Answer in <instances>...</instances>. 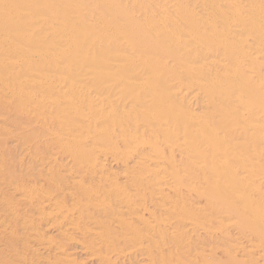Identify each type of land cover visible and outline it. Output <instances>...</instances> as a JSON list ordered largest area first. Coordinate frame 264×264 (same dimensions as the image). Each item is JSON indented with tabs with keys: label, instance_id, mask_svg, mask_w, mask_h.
Returning a JSON list of instances; mask_svg holds the SVG:
<instances>
[{
	"label": "bare ground",
	"instance_id": "6f19581e",
	"mask_svg": "<svg viewBox=\"0 0 264 264\" xmlns=\"http://www.w3.org/2000/svg\"><path fill=\"white\" fill-rule=\"evenodd\" d=\"M5 46L84 123L66 148L97 181L49 218L100 262L264 264V0H0Z\"/></svg>",
	"mask_w": 264,
	"mask_h": 264
},
{
	"label": "rangeland",
	"instance_id": "374dc122",
	"mask_svg": "<svg viewBox=\"0 0 264 264\" xmlns=\"http://www.w3.org/2000/svg\"><path fill=\"white\" fill-rule=\"evenodd\" d=\"M138 1L143 9L151 7V0ZM97 14L98 11L88 18L96 19ZM11 41L17 47L22 46L14 39ZM26 47L25 50H33ZM49 48L48 54H52ZM39 66L26 65L25 68L22 55L6 46L0 49V264H103L87 243L93 240L91 235H83L69 219L62 225L64 218L59 215L49 218L57 212L54 202L62 208H72L79 192L77 184L90 186L98 175H90L84 169V162L80 159L76 162L74 150L66 148L73 146L75 132L80 133L74 125H84L79 117L73 112L56 111L50 102L45 106L36 103L45 96L61 100L54 91L38 90L37 85L26 83L31 79L44 85V78L37 72ZM42 69L55 73L50 66ZM193 109L200 110L197 105H193ZM114 164L107 163L110 171L104 174L123 185L128 184L123 173L125 168ZM22 190L28 193L23 196ZM67 194H72V198ZM78 226L83 227V223ZM47 241L54 243V248L49 247ZM82 245L84 249L80 248Z\"/></svg>",
	"mask_w": 264,
	"mask_h": 264
}]
</instances>
